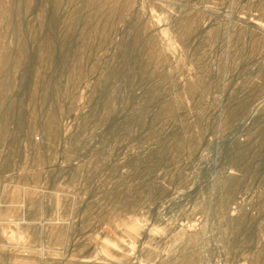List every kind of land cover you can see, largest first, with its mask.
<instances>
[{
    "label": "rangeland",
    "instance_id": "1",
    "mask_svg": "<svg viewBox=\"0 0 264 264\" xmlns=\"http://www.w3.org/2000/svg\"><path fill=\"white\" fill-rule=\"evenodd\" d=\"M0 264H264V0H0Z\"/></svg>",
    "mask_w": 264,
    "mask_h": 264
}]
</instances>
